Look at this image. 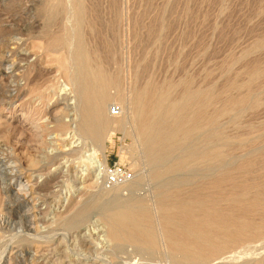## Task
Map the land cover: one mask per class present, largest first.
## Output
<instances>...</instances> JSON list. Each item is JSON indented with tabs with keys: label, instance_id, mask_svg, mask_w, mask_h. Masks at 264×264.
<instances>
[{
	"label": "rangeland",
	"instance_id": "obj_1",
	"mask_svg": "<svg viewBox=\"0 0 264 264\" xmlns=\"http://www.w3.org/2000/svg\"><path fill=\"white\" fill-rule=\"evenodd\" d=\"M72 1L0 0V264H176L161 235L160 194L178 188L188 192L248 162L254 168L235 171V179L264 186V0ZM77 1L86 16L80 30L85 45L105 72L120 79V87L110 89V106L119 104L125 121L123 126L115 121L111 125L107 170L86 151L89 146L62 156L56 152L58 147H71L75 139L67 129L57 127L58 121H67L69 110L62 113L61 109L72 100L62 97L67 77L57 58L65 54L71 72L77 69L72 57L78 35L74 34L78 33ZM57 2L62 5L58 7ZM65 30L71 37L69 45L49 49L46 33ZM32 63L50 72L35 77L43 88L33 72L27 73ZM257 65L263 73L253 84L247 104L221 114L207 128L202 125L168 158L169 163L184 161L186 167L155 178V166L146 160L133 125L134 88L151 80L157 85L170 82L174 84L171 98L179 100L184 82H190L193 89H210L218 96L209 107L212 114L226 99L246 93L248 68ZM215 148L221 159L199 158ZM189 158L194 161L188 163ZM31 159L35 162L30 163ZM115 164L132 176L108 188L106 172ZM135 202L152 211L154 222L159 219L154 226L160 232L161 249L118 243L108 234L104 215ZM257 215L254 218H264ZM256 236L214 258L189 264H264V232Z\"/></svg>",
	"mask_w": 264,
	"mask_h": 264
},
{
	"label": "bare ground",
	"instance_id": "obj_2",
	"mask_svg": "<svg viewBox=\"0 0 264 264\" xmlns=\"http://www.w3.org/2000/svg\"><path fill=\"white\" fill-rule=\"evenodd\" d=\"M79 1L82 2V0H79ZM57 3H58L57 6L59 7L62 2L61 3L57 2ZM78 5L80 4H78V1H77V4H76V7L78 8L76 12L77 21H74V22H76L77 24V26L75 27L76 28L75 30H77L78 33H74V34L76 35L78 34V35H77V38L75 37L76 38V42H75L76 44H74L75 52H74V56H72L73 59L75 60L74 63H76V67L74 68H77V69L74 72L73 71L71 72L70 67H69L70 64H68L69 58L68 56H65V54L63 55L60 54L61 56L59 55V57L57 58L59 68L64 71L67 77V81L64 82V84L62 85L63 88H61L63 91L62 97L64 96L63 98H65V100L66 99L67 100L72 99V100L71 102L66 104L67 106H65L64 109H61L62 113L64 111L66 112L67 110H69L67 114L68 119H66L67 121H64V120L58 121V118H56V121H58L57 127L60 129H67L69 131L68 133H70L71 136L75 137V139L78 141L75 142L76 143L75 144L74 141L76 140L73 138L74 141H72L71 147H67V149L65 147L63 148L58 147L56 149L55 147V149L57 150L56 152L57 153L59 152L62 156V153L67 154L70 151L75 152L78 150H83L89 146L88 149L87 150L85 149V150L90 151L89 153L90 156L96 158V160L100 162L99 165L100 167H102L103 170H107L108 140H109V134L111 130H113L111 128V125L115 121L116 124L118 123V125L123 126L122 123H124L125 121L120 115L113 116L110 113V107H111L110 106V102H111L110 101L111 100L110 89L113 86H116V88L120 87V79L115 75H111L110 73L108 74L107 71L105 72L104 68L102 67L103 65L100 64L101 62L100 63L98 62V60L94 57L92 52L88 49L87 47L88 45L87 46L85 45V39L83 40L82 38L83 33L80 30L83 28L84 23H86L85 22L86 16L83 12L84 10L81 9L82 7ZM72 6L74 5L72 4ZM54 13L55 12H53V14ZM49 27L50 26L48 25L47 28ZM67 32L66 30L61 33L60 32H56V33L47 32L46 35L48 34L47 35L48 39L44 40V42L48 40L47 47L53 50L67 47L69 45L68 39L71 38V37L68 38ZM85 34L86 33H84V35ZM263 43L260 42L259 44L261 45ZM95 60H97V63H95ZM39 65L38 63L37 64L32 63L31 67H29V70L27 71V73L29 72V74L33 72L32 74H33V78L35 79V81L38 80V79L36 80L35 78L36 76L37 78H39V76H41L42 74L50 73V72L44 71L43 70L44 67L43 68L42 66L39 67ZM251 67H250V70L248 68V71H247L248 80L243 84V87L246 89V93L241 94L240 96H237V97H231V98L226 99L224 101V104L220 106L218 110L215 109L217 111L212 114L208 113V110H209L210 105L213 104L212 102L215 101V99L218 96H216L210 89H197V88L193 89L192 87L193 85L191 86L190 82H184L185 84L183 85L184 91H182L183 92L182 99H179V100L171 98V92L174 89V84L170 82L169 83L167 82L164 85H157L155 83H152V80H151V82L148 81L147 83L143 85H140V86L138 85V87H135L134 90L132 89L134 92H133V96H131L132 97L131 107L133 111L132 112L133 114L132 113L131 114L132 116H134L133 121L135 123L133 125L135 126V131L138 134V137L142 141L141 143L144 145V148H145L144 153L147 155V157L146 155L145 157L148 158V159L146 158L145 159L148 160V162L150 161L155 166V168H153L154 169L153 176L155 178L157 179L161 178L164 174L166 175L167 173L173 174L177 170H179L181 166H185L183 165L184 161L179 160L178 162H175L176 160L173 161L171 159L173 163L172 162L169 163L168 160L170 159L168 158L170 157V154L172 153V150L174 148L176 149L178 145L182 146L180 144L184 142L186 139L190 138V136L194 132H196L200 127H202V125L205 126L207 123L212 124L217 118H219L218 116H220L221 114H227V112H229L230 110L234 108H240L243 105L247 104L248 99H249L248 97H251L250 93L253 90V86L255 85L254 83L256 82V80L259 79V77L263 73L261 66L257 65V66H254V67L251 66ZM28 76L30 75H27L26 77ZM51 76L54 77V75H51ZM33 81L34 80H32V82ZM50 82H46V84H49ZM122 82H121V85L123 84ZM38 83H40V81ZM232 84L230 85V87H233L235 83L233 85ZM43 85L44 84H42L41 87ZM37 86L35 85V87ZM121 88L124 89V86H121ZM40 89H37V91L38 90L41 91ZM43 94L39 96H42ZM117 95L119 97V94ZM255 103L257 102L255 101ZM63 116L66 117V114ZM132 116L130 117L132 118ZM55 117L56 115H54V118ZM44 122L46 121L44 120ZM208 125H206L205 127L207 128ZM118 128L120 129L119 126ZM62 146H64V143L62 144ZM75 146L79 147L80 149L76 148ZM215 151H216V148L213 151L211 149L206 152L204 151L205 153H203L202 156L199 158L200 159L204 158V160H207L212 157H214V159H216L217 157L220 158L221 154L218 151L217 152ZM189 156L193 157L192 154ZM99 157H101L102 160ZM193 158L195 160V157ZM199 158L197 157V159ZM190 159L191 158H189L188 163L189 162L191 163ZM29 161L30 163L35 162V160L33 159ZM39 161H42V160L39 159ZM206 163H209V162L207 161ZM251 166H252V163L248 162L238 167L237 169L235 168L233 171L229 170V171L223 172L217 177L212 178L210 181L208 180L206 184H203V185L201 184L198 187L194 186L195 188L189 190L188 192L186 190L185 191L179 190L180 188H178V189H173V191L169 190L170 192L164 191L165 193H162V195L160 194L159 199H158L159 201L157 202V204L159 203L158 208L160 210L159 215H160L161 226H162L161 235H163L164 237L163 239L165 240V242L163 243H165V247H167L168 250L170 251L171 257L174 258V261L176 264H189V263H194L198 261H204L212 257L214 258V256L218 255L225 249L229 247L231 248L232 245L238 242L240 244L242 240L243 242H245L244 239L246 238L251 237L249 238L251 240L253 236L257 235L256 237H258V235L259 234L261 235V233L263 235L264 218H262V216L261 218L258 217V219L254 218V216H256L257 214H259L257 216H260V214L261 215L264 214L263 213L264 212V190H262L263 185L261 184L262 185V186L260 185L261 187H259V185L256 186L257 185L256 181H255V184L253 185L251 183L247 184L248 181L245 178L244 179L247 182L244 183L240 181L238 177L235 179V176H234L235 171L239 172V170L241 171L245 167H246L245 169L252 168L253 166L252 167ZM261 182H264V181H261ZM259 183L260 182H258V184ZM85 209H86V206H85ZM151 213L152 211L150 212L147 206H145L144 204L138 203V202L131 203L129 205L125 204L123 205L122 208H119L116 211L109 212L108 214L106 213V215L104 216L106 219L105 222L108 223V234L110 235L112 240L115 242H118V243L128 242L138 247L146 248L149 250L150 249L156 250L158 247L160 248L159 245L162 244L158 236L160 232L157 234L156 230H158V228L156 229L157 226H154L155 223H157L159 219L157 220V222H154V219H153L154 216ZM80 214L81 213H78L77 216ZM161 226L158 225V227H161Z\"/></svg>",
	"mask_w": 264,
	"mask_h": 264
},
{
	"label": "built area",
	"instance_id": "obj_3",
	"mask_svg": "<svg viewBox=\"0 0 264 264\" xmlns=\"http://www.w3.org/2000/svg\"><path fill=\"white\" fill-rule=\"evenodd\" d=\"M121 106L119 104H114L110 108V112L114 116H119L121 114ZM132 174L125 168L115 164L108 168L106 172V186L108 188L124 183L131 179Z\"/></svg>",
	"mask_w": 264,
	"mask_h": 264
}]
</instances>
